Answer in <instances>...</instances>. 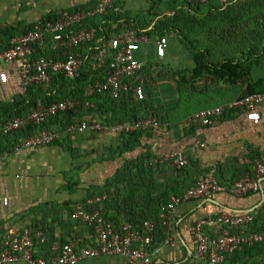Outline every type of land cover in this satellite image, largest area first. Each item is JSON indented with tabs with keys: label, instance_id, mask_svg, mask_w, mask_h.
<instances>
[{
	"label": "crops",
	"instance_id": "crops-1",
	"mask_svg": "<svg viewBox=\"0 0 264 264\" xmlns=\"http://www.w3.org/2000/svg\"><path fill=\"white\" fill-rule=\"evenodd\" d=\"M97 1L0 0V50L38 20L63 11L87 8ZM230 1L213 0L209 3L213 9L207 5L189 6L188 0L123 1L124 15L137 21L134 26L138 23L144 31L154 28L160 33L168 31L162 36L166 40L163 51L149 47V64L141 75L143 96L104 107L99 98L96 101L99 111H84L81 118L78 116L75 120L61 115L45 127L61 129L77 120H95L108 125L118 118L130 124L129 114L138 113L140 118L157 117L160 127L130 135L112 129L99 134H64L53 145L20 153L11 151L18 138L16 135L0 139V237L19 236L25 231L42 232L47 242L42 245L37 241V252L43 257L54 254L53 245L70 241L76 240L81 248L88 247L96 243L95 229L72 219L76 207L83 206L99 210L111 222L153 217L158 223L153 248L156 264H185L196 250L190 230L199 219L219 212L232 215L255 212L254 227L264 231V182L258 193L245 197L221 193L206 201L183 203L171 228L161 225L159 219L160 208L171 197L195 185L202 175H213L230 185L264 153V105L253 113L232 114L208 128L193 127L187 123L193 113L235 99L236 92L232 86L191 90L187 82L178 84L180 72L187 73L192 68L193 56L169 28H178L195 41L188 24L197 23L196 30L203 34L207 15L212 13L214 18L217 8L230 9L225 7L234 2ZM49 47L48 43L43 53L47 54ZM141 53L140 48L136 54L139 57ZM92 60L89 61L91 66ZM18 69V62L0 65V104L27 98ZM54 88L49 87L58 95L60 92ZM175 151L185 155L186 167L158 161L161 156ZM154 160L157 163L151 165ZM102 195L106 196V201L93 206L88 204L89 200ZM168 239L172 240L166 244ZM236 262L263 263L264 242L240 254ZM79 264L126 262L123 257L113 255L84 259Z\"/></svg>",
	"mask_w": 264,
	"mask_h": 264
},
{
	"label": "built area",
	"instance_id": "built-area-1",
	"mask_svg": "<svg viewBox=\"0 0 264 264\" xmlns=\"http://www.w3.org/2000/svg\"><path fill=\"white\" fill-rule=\"evenodd\" d=\"M124 0H99L87 8L63 11L56 20H38L29 32L13 38L7 47L0 50V65L18 62L17 75L25 89L30 86L49 89L55 79L74 81L81 77L83 67L92 60V68L98 72L97 81L88 89L87 95H97L122 102L131 96H143V71L149 64V47L157 51L165 48V38L151 37L144 32L126 27L109 33L108 39H98V30L90 23L97 19L124 14ZM193 4L207 5L213 0H188ZM49 43V52L43 54ZM96 44L95 49L90 45ZM141 48V55L137 51ZM86 50V56L83 51ZM92 51H95L93 54ZM264 105V94H254L220 103L214 107L193 113L187 123L193 127L208 128L232 114L253 113ZM95 108L91 101L67 97L49 105H40L24 115L0 122V139L23 133L29 128L36 132L20 136L11 151L37 149L55 144L64 134L107 133L110 129L120 133H144L158 129L160 121L155 117L140 118L130 124L116 123L112 126L91 120L69 122L61 129H48L45 124L61 114ZM258 123V121H255ZM204 147V145H202ZM2 156L0 155V161ZM160 162L172 163L178 168L188 165L185 155L171 152L159 158ZM157 163L156 160L150 164ZM264 182V154L257 158L245 174L227 185L213 175H202L197 183L183 194L173 196L160 208V224L171 228L178 208L190 201H206L215 195L226 193L245 197L258 193ZM106 201L102 195L88 201L90 206ZM73 220L92 226L96 243L81 248L77 241L53 245L50 257L38 255L37 241L44 245V233L25 231L19 236L10 234L0 237V264H79L84 259L117 255L126 264H156L154 251L157 221L149 216L141 221H108L97 209L76 207ZM257 215L247 212L232 215L219 212L197 220L191 230L196 244L185 264H238L236 258L264 242V231L254 227ZM172 239H168L169 244Z\"/></svg>",
	"mask_w": 264,
	"mask_h": 264
},
{
	"label": "trees",
	"instance_id": "trees-1",
	"mask_svg": "<svg viewBox=\"0 0 264 264\" xmlns=\"http://www.w3.org/2000/svg\"><path fill=\"white\" fill-rule=\"evenodd\" d=\"M186 4L189 6L195 7V8H201V7L206 6V5H201V4H192L191 2H186ZM209 7H211V9L214 8V6H212L211 4H209ZM217 10L219 9L217 8ZM56 19H58V15L53 16V17L43 18V20H56ZM134 22H137V21L122 14V15H117V16H111L106 19L94 20L91 23V25L97 28L98 39H104V40L108 39L109 33L117 32L120 28H123V27H126L128 29H135L136 31L140 33L141 32L147 33V35L151 37L158 36L157 38H160V39L162 38V36H166V33L168 32V31L164 32L163 30L162 33H160L159 29L157 28H154L151 31H144L142 27H139L140 25L138 23L137 24L135 23L136 25L134 26ZM32 29H33V26L30 27L27 30V32H29ZM169 29L175 31L178 38H180V41L182 42V44L185 45L188 52L192 54L193 66L188 72H190L192 76H194L195 78H201L205 75H212L216 78V80L223 82L225 86L226 85L234 86V85H238L244 78L251 77V68L247 64L248 59L246 58H247V55L256 57L255 47H252V46L246 47L243 51L237 52L235 55H228L225 53V51H223L225 53L224 54L225 56L221 57L220 60H217L213 58L212 51L209 48L199 47L197 45L198 43L197 41H193L189 37L183 35V33L178 28L171 27ZM154 34L156 36H153ZM8 45L9 43L5 47H7ZM90 46L92 49H95L96 44H92ZM94 52L95 51H92L91 53L93 54ZM261 56H264V53ZM97 75H98V72L94 71L89 61H87V63L83 67L81 77H79L78 79L74 81H70V80L65 79L63 76L61 77V79H55L53 81L51 86L55 87L54 89L58 90L57 91L58 93L60 92L58 95L50 91L52 88L47 89L46 91L44 88L30 86L26 89V94H28L26 99L19 100L18 98V99H15L11 103L0 104V122H4L9 119L20 117L24 115L25 113H27L28 111H30L31 109L38 108L40 105H49L56 101L63 100L67 97L78 98V99H81V101H91L94 103H96L97 99L100 98L103 102L101 107H104L105 105L112 106V105L119 104L120 102L113 101L109 98L100 97L97 95H87L88 89L97 81ZM254 94H264V76L250 81L247 84L244 93L237 98H242V97H246V96L254 95ZM132 97L133 96H131L130 98ZM127 100L122 101V102H126ZM99 106L100 105L97 102L95 106L96 109L95 108L91 109L90 112L99 111ZM124 106H126V103H124ZM84 111L85 110H82L80 113H76V114H74L73 112H68V113L61 114V115H65L69 117L70 119L74 118L75 120L76 118H78V116L83 114ZM61 115H59L58 117L54 119H51L50 121L58 120V118ZM129 115L131 116L130 117L131 123L140 119V117L138 116L139 113L135 116H133L132 114H129ZM230 116H233V115H229L226 117H230ZM226 117H224L223 119H225ZM79 118H81V116ZM141 118H144V117H141ZM127 122L125 120H120L118 118L112 121V123L108 125L112 126L116 123H127ZM160 125H161V122H160ZM33 130L34 132H36V128L33 127V128H29L27 131H24L23 133L16 134L15 137L29 136L32 133H34Z\"/></svg>",
	"mask_w": 264,
	"mask_h": 264
},
{
	"label": "rangeland",
	"instance_id": "rangeland-1",
	"mask_svg": "<svg viewBox=\"0 0 264 264\" xmlns=\"http://www.w3.org/2000/svg\"><path fill=\"white\" fill-rule=\"evenodd\" d=\"M230 2L233 3L225 6L230 9L217 10L214 18L212 13L207 15L203 34L196 30L197 23L188 24L187 27L191 37L198 42L197 45L209 48L213 58L217 60L225 56V53L235 55L246 47H255L256 57L247 55L246 58L251 68V77L244 78L238 85L232 86L236 94H231L237 98L244 93L250 81L264 76V56H261L264 53V0H232ZM83 56H86V50L83 51ZM180 74L178 84L187 82L191 84V90L211 86L225 87L223 82L216 80L212 75L195 78L190 72L183 71Z\"/></svg>",
	"mask_w": 264,
	"mask_h": 264
}]
</instances>
